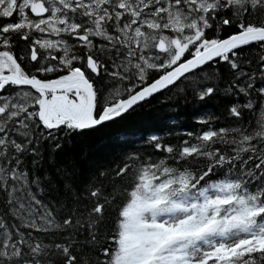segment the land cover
<instances>
[{
  "label": "snow or ice",
  "instance_id": "1",
  "mask_svg": "<svg viewBox=\"0 0 264 264\" xmlns=\"http://www.w3.org/2000/svg\"><path fill=\"white\" fill-rule=\"evenodd\" d=\"M189 97L223 115L63 156ZM0 264H264V0H0Z\"/></svg>",
  "mask_w": 264,
  "mask_h": 264
},
{
  "label": "trees",
  "instance_id": "2",
  "mask_svg": "<svg viewBox=\"0 0 264 264\" xmlns=\"http://www.w3.org/2000/svg\"><path fill=\"white\" fill-rule=\"evenodd\" d=\"M189 100V103L171 101L161 104L158 100L152 99L126 120L101 128L91 136L71 140V147L66 148L63 156L74 159L76 166L82 170L96 165H106L116 158L118 148L127 146L133 140H140L148 134L156 133L164 136L165 143H175L177 139L183 137L167 136V133H175L180 129L194 130L197 125L192 122L193 117L223 115L225 105L223 97L201 103L191 101L190 97ZM172 108L176 110L169 111ZM170 121L176 123L171 124ZM122 137L127 139L122 141Z\"/></svg>",
  "mask_w": 264,
  "mask_h": 264
}]
</instances>
